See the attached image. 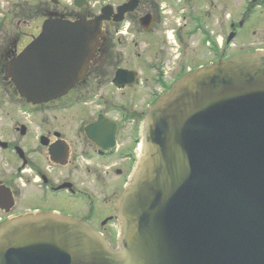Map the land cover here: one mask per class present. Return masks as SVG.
I'll return each mask as SVG.
<instances>
[{"label": "water", "instance_id": "water-1", "mask_svg": "<svg viewBox=\"0 0 264 264\" xmlns=\"http://www.w3.org/2000/svg\"><path fill=\"white\" fill-rule=\"evenodd\" d=\"M137 1L120 6L114 20ZM104 9L92 20L47 18L6 65L27 102L55 100L85 76L110 14ZM115 209V249L70 217L7 220L0 264H264V51L201 67L149 106Z\"/></svg>", "mask_w": 264, "mask_h": 264}, {"label": "flooded vegetation", "instance_id": "flooded-vegetation-1", "mask_svg": "<svg viewBox=\"0 0 264 264\" xmlns=\"http://www.w3.org/2000/svg\"><path fill=\"white\" fill-rule=\"evenodd\" d=\"M125 1L108 2L111 12ZM160 1L161 7L157 0H138L118 22L110 15L84 79L64 97L38 106L20 97L5 73L18 52L14 40L0 42V112L13 99L20 101L19 119H0V223L28 213L65 215L115 245L114 206L138 154L136 133L145 109L187 73L249 51L235 47L238 28L249 24L255 8L264 10V0H249L244 14L232 3L223 22L220 0H180L173 24L174 15H165L166 3ZM19 2L21 8L27 4ZM146 16L150 25L145 30L141 20ZM261 22L264 29V13ZM119 69L126 73L115 80ZM141 97L144 101L138 103ZM24 106L29 112L40 107L41 119L24 120L30 116ZM72 109L83 118L65 120ZM127 143L133 147L124 152Z\"/></svg>", "mask_w": 264, "mask_h": 264}, {"label": "rangeland", "instance_id": "rangeland-1", "mask_svg": "<svg viewBox=\"0 0 264 264\" xmlns=\"http://www.w3.org/2000/svg\"><path fill=\"white\" fill-rule=\"evenodd\" d=\"M18 1H20L19 3H23L22 2L23 0H18ZM26 1L27 4L22 5L24 8H21L19 6L18 7L19 9L18 8L16 9L14 7V4H16L17 1L10 0V2L9 1L3 2L2 0H0V42L2 43L4 41L13 39L17 50L22 48L26 43H28L32 39L33 36L37 35L40 32V25L41 22L44 20V17L42 16V11L44 8L50 11L54 10L58 13L73 12L78 15L84 14L83 9L78 10L77 8L73 9V7L69 8V6L66 5L62 0H58L59 1L58 4H54L49 0H26ZM90 1H91L90 5H92L91 7L93 6L99 7L100 6L99 3L102 4L106 0H90ZM110 2H114L117 4L119 3V0H110ZM162 2L166 3V7H164L165 15H170V13L171 15H174L173 24H175L176 23L175 21L178 19V15H179L178 10L180 8L181 2L177 3L175 0H162ZM157 3L159 4V7H161V4L164 5V3H161L160 0H157ZM232 3L237 4V8H239L238 12L240 11V13L242 14L246 12L244 11V7L246 6L245 0L244 1L220 0V6L218 5V8H221L220 15H221V20L223 22L226 21L227 16L229 15L231 9L233 8ZM198 6L199 5L196 4L197 9L199 8ZM89 10L95 13L97 9L94 8L92 10L91 8H89ZM263 13H264L263 9H257V8H255L252 12H250L249 24L238 31V37L235 40V47L238 51L264 48V29L262 28V22H261V16ZM93 96L94 94L92 95V97ZM66 100L67 98H65L64 100H60V102H65ZM142 101H144V97H141L138 103H142ZM19 102L20 101H18L17 99H13V104H5L3 110L0 112V119L6 120L7 117L9 116L13 117L14 119H19L17 116L18 114L16 112V110H18L19 108L18 107ZM88 105H93L91 99H89ZM24 108H27L28 110L27 113L30 114L29 117L27 114H25L26 117L25 115L24 117L26 119L24 118V120L37 121L41 119V115L39 114L40 107L31 108L30 112H29V107L24 106ZM76 112L77 111L73 109L72 111L67 112L68 114L66 113L67 116L65 117V120L70 121L75 119L77 121L78 119L79 120L82 119L83 117H81V115L77 114ZM51 118H53V114L51 115ZM51 118L49 116V119ZM58 119L63 121L61 117H59ZM129 147H133V145L127 143L124 148V152H127ZM111 176L109 177L111 178ZM112 242H114V240H112Z\"/></svg>", "mask_w": 264, "mask_h": 264}, {"label": "trees", "instance_id": "trees-1", "mask_svg": "<svg viewBox=\"0 0 264 264\" xmlns=\"http://www.w3.org/2000/svg\"><path fill=\"white\" fill-rule=\"evenodd\" d=\"M19 9V8H18ZM67 15L69 14V13H66Z\"/></svg>", "mask_w": 264, "mask_h": 264}]
</instances>
